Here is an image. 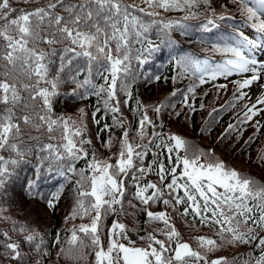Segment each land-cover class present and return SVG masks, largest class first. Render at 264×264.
<instances>
[{
	"label": "snow or ice",
	"instance_id": "obj_1",
	"mask_svg": "<svg viewBox=\"0 0 264 264\" xmlns=\"http://www.w3.org/2000/svg\"><path fill=\"white\" fill-rule=\"evenodd\" d=\"M145 2L152 9L189 10V15L184 17L186 20L198 16V13L190 10L201 0H145ZM203 3L208 4L209 0H203ZM232 3L238 5L237 11L244 22L255 31V38H250L245 32L235 28L232 33L235 39L212 46L214 52L221 53V62L213 64L208 59L200 60L189 56L182 57L177 63L185 72L191 69L194 70L193 74L199 73L200 84L215 81L218 77L250 74L242 80L233 81L236 92L239 93V95L234 93V101H238L249 95L243 91L245 88H250L254 83L264 79V58L258 60L252 55L264 44V0H232ZM131 7L134 6L124 4L123 0H76V2L48 0L44 6L24 11L12 8L10 0H0L2 13L0 40L3 41L0 43V105L4 106L0 110V151H15L18 155H23L19 145L10 142L19 139L23 124L37 131L46 129L49 139H56L51 133L58 129L62 130L60 139L64 141L63 143L58 145L49 143L43 146L49 156H54L56 161L87 160L86 168L79 172L74 163H70L64 170L76 173L80 177L76 181L78 191L69 218L91 217L87 224L73 225L68 240L70 249L67 251L62 249L65 255H70L71 246L77 245L78 242L81 247L85 246L78 235L81 233L89 238L90 246L94 249V264H188L189 260H195L197 264L200 260H204L205 264H234L226 257L208 261L206 253L217 250L223 243L218 244L216 240L205 236L196 237L198 246L204 249L202 254L194 250L189 243L179 241L180 233L170 223L166 212H152L147 207L150 203L162 202L171 205L172 201H175V205H186L182 213L184 216L191 214L194 220L199 219L205 227L216 226L218 228L216 234L221 242L232 245L255 242V247L260 249V255L258 257L250 255V260L244 261V264H250L252 259L255 264H264V236L260 235V232H264V183L228 167L223 161L212 157L210 152L196 150L189 153L188 141L179 135L172 134L168 137L170 142H174L171 146L163 143V140L156 143L162 134L153 132L150 137L148 136L147 127L155 128V124L146 112L139 119L137 135L141 140L148 139V144L130 142L129 130L125 128L120 139L119 151L114 154L115 163L112 162V158L97 159L95 153L89 159V153L83 145L90 144L91 141L80 138L83 136L84 128L76 127L75 122H70V119L63 117L53 119L51 100L58 94L62 83L60 73L64 71V60L67 57L61 58L56 74L50 76L49 56L55 53V49L45 51L39 47V43L54 45L67 41L68 46L64 47L62 52L83 57L87 62L88 75L82 81L76 78L80 74L79 71L72 77L77 89L85 88L86 94L90 89L95 90L94 94L97 97L103 95L104 109L112 114L115 126L123 127L117 115L120 114V99L117 92L131 97L124 79L129 73L131 38L134 36L139 43L140 37L147 33L152 25L158 23L156 20L144 23L130 11ZM57 8L66 14L57 12ZM137 10L148 16L159 15L156 11L145 12L143 8ZM17 11L20 14L13 17L12 14ZM215 17L216 13L213 10L202 27L206 30H210L209 26L217 27ZM218 18L223 20L228 17L220 15ZM159 23H163L165 29L172 28L173 23L180 25V21ZM147 44L149 49L154 47L151 41H147ZM136 59L139 60L140 57L137 56ZM71 62L68 60L69 64ZM93 64L101 65L107 72L103 77L104 83L99 86L91 79ZM42 84L45 86H41ZM214 86L218 91L227 88L226 84ZM261 88H264V84H261ZM73 91L75 93V89ZM177 91L179 90L173 91L171 95L175 96ZM194 91V87L188 88V92ZM22 93H27V98L22 96ZM26 100L32 102L39 100L42 107L37 109ZM127 103L128 99H125L124 104ZM184 103L191 111H195V108L188 104L187 95L184 97ZM257 105H264V95L258 97L255 104L245 105L247 110L243 113L241 124L251 121L264 110ZM166 106L161 103L154 111L159 114L161 108ZM200 107L203 108L204 105L201 104ZM18 109L30 111H23L17 116ZM80 111L83 114L84 110ZM96 111L99 112L100 108ZM95 114L93 113L94 117ZM209 115L211 116V113ZM235 127L230 123L225 134ZM109 128L110 126L106 124L101 131ZM259 128L260 124L257 121V132ZM253 138L249 137L248 142ZM111 144L112 141L109 139L105 142V147H111ZM152 144H155L157 149L161 147L166 149L171 167H166L162 160L158 162L159 153H154V159L147 166L144 165V159ZM181 151L184 155L180 154ZM16 163V160L0 156V185H3L10 175L7 165ZM152 172L158 176L159 182H143ZM169 176L171 179L166 183ZM129 179L135 189L131 193L132 198L144 206L148 221L164 223L165 227L158 231L166 239H157L153 233H147L146 236L140 237L141 240L149 241L147 246H136L135 241L128 239L126 226L113 221L108 230L105 249L100 237L102 221L109 214H115L117 206L121 212L123 211L124 198L128 194L126 181ZM55 199H59V192L55 194ZM128 203L131 205V200ZM49 206L54 207L51 201ZM24 230L23 227L20 229ZM35 238V235L25 237L29 243ZM122 239L128 242L122 243ZM6 248L13 254L11 259L18 260L21 257L19 244L10 243Z\"/></svg>",
	"mask_w": 264,
	"mask_h": 264
},
{
	"label": "trees",
	"instance_id": "obj_2",
	"mask_svg": "<svg viewBox=\"0 0 264 264\" xmlns=\"http://www.w3.org/2000/svg\"><path fill=\"white\" fill-rule=\"evenodd\" d=\"M47 2L48 0H10V5L14 9L31 11L44 6ZM71 2H76V0H71ZM123 2L134 6L130 8V11L144 23H151L152 20L158 21L140 37L139 43L136 42L134 36L131 38L129 73L124 77L131 97L128 98L124 93L117 92L120 99V114L117 115L123 127L114 125L112 114L104 109L103 95L97 97L94 94L95 90L90 89L86 94L85 88L77 89L72 77L76 76L79 71L80 74L76 78L82 81L88 75L87 62L83 57H75L70 53L62 52V49L68 46L67 41L54 45L39 43V47L45 51L55 49V53L49 56L50 76L56 74L61 58L67 57L64 60V71L60 73L62 83L58 94L51 100L53 119L57 117L70 119V122H75L76 127L84 128L83 136L80 138L91 141L90 144L83 145L89 153V159L95 153L104 158H112V162L115 163L114 154L119 151L120 139L125 128L129 130L130 142L148 144V139L141 140L137 135L139 119L146 112L155 124V128L147 127L148 136L150 137L153 132L162 134L156 143H161L163 140V143L171 146L174 142H170L168 137L176 134L188 141L189 153L196 150L210 152L212 157L223 161L228 167L233 165L228 156L232 158L240 156L245 158L253 169L248 168L244 175L254 179L263 176L264 129L259 128L257 132L256 125L251 124L250 121L246 124L240 123L243 119L241 110L245 104L243 99L241 102L240 100L234 101V93L239 95L236 87L232 88L224 77L200 84L199 73L193 74L194 70L191 69L185 72L177 63L182 57L189 56L200 60L208 59L213 64L221 62V53L214 52L212 46L232 41L235 37L232 38L226 33L229 31L228 28L225 33L221 34L222 37L217 36L218 27L209 26L210 30H206L202 25L213 10L216 13V24L225 25L231 19L226 15L227 13H239L238 5L232 3V0H209L208 4H204L201 0L190 10L198 13V16L185 20L184 17L189 15V10L152 9L148 7L145 0H123ZM140 8L145 9V12L156 11L159 15L148 16L137 10ZM56 11L66 14L60 8ZM19 14L17 11L12 16ZM220 15L228 18L221 20L218 18ZM160 21L164 23L180 21L183 27L173 23L172 28L165 29L163 23H159ZM238 29H241L239 25ZM147 41H151L154 47L149 49ZM2 42L0 40V43ZM137 56L140 57L139 60L136 59ZM68 60L72 61L71 64ZM91 72V79L97 86L104 83L103 77L107 75V72L101 65L93 64ZM157 77L159 79H156ZM174 77H176L175 80ZM226 81L229 84L225 83ZM219 84H226L227 88L218 91L214 85ZM190 86L194 87V92H188ZM175 90L179 91L172 96L171 93ZM185 95H187L188 104L192 105L195 111H191L185 105ZM22 96L27 98L28 94L22 93ZM125 99H128L127 105L124 104ZM26 102L37 109L42 107V102L39 100L36 102L26 100ZM161 103L167 106L162 107L160 113L157 114L154 108ZM201 104L204 105L203 108L200 107ZM3 107L0 105V110ZM97 108H100L99 112L96 111ZM81 109L84 110L83 114ZM214 109L217 111H213ZM23 111H30V109H18L16 115H21ZM93 113H96L95 117ZM97 120L99 123H96ZM230 123L236 127L225 134ZM106 124L110 126L109 130L101 131ZM61 131L60 129L54 131L51 135L56 139H49L46 129L42 128L37 131L21 124V136L18 140L10 142L17 143L23 155H18L15 151H0V156H4L5 159L17 161L16 164L7 165L10 175L3 185H0V264H92L95 260L92 258L94 249L90 246L89 238L81 233L78 235L85 246L81 247L78 242L77 245L71 246L70 255L62 252V249L66 251L70 249L68 240L71 237L70 230L73 225L87 224L91 217L69 218L78 191L76 181L80 177L76 173L64 171L70 163H74L79 172L86 168L87 160L56 161L55 157H50L48 151L43 148L49 143L57 145L63 143L64 141L60 139ZM249 137H254L251 142H248ZM109 139L112 141L111 147H105V142ZM150 148L151 150L144 159L145 166L154 159V153H159L158 162L162 160L166 167H171L165 148L157 149L155 144H152ZM180 154L184 155L183 151ZM172 155L174 160L175 153ZM170 179L169 176L165 182H169ZM66 181L68 185L62 186ZM147 181L158 183V176L152 172L143 182ZM261 183H264V178ZM131 184L130 179L126 181L128 194L124 198L123 211L121 212L117 206V212L109 214L102 221L100 237L105 248H107L108 230L113 221L126 226L128 239L132 241L147 242V240L140 239L147 233H153L155 236L163 235L158 230L165 227L164 223L148 221L144 206L131 196V193L135 191ZM51 186L53 188L50 190ZM57 192H59L58 200L55 199ZM165 198L169 197L165 196ZM129 200H131V205L128 203ZM49 201L54 207L49 206ZM173 205L175 201H172L171 205H165L162 202L150 203L147 207L149 211H152L166 206L171 219L170 223L175 226L180 237L189 241L202 254H204V249L198 246L196 237L205 236L216 240L218 244L223 243V246L217 250L206 253L207 259L225 254L224 257L228 256L230 262L240 264V252L244 253L248 260H250V255L252 257L260 255V249L255 247V242L234 245L221 242L217 234L210 227L203 226L199 219L194 220L191 214L188 216L182 214L186 205H175V207ZM22 227L24 231H20ZM5 233L7 235H4ZM260 233L264 235V232ZM28 235H35V240L31 243L27 242L25 237ZM10 243L19 244L18 250L21 252V257L18 260L11 259L13 254L6 248V245ZM37 245H39L38 249ZM250 264H255L254 259L250 261Z\"/></svg>",
	"mask_w": 264,
	"mask_h": 264
},
{
	"label": "rangeland",
	"instance_id": "obj_3",
	"mask_svg": "<svg viewBox=\"0 0 264 264\" xmlns=\"http://www.w3.org/2000/svg\"><path fill=\"white\" fill-rule=\"evenodd\" d=\"M253 55H254V57L257 58L258 60L264 58V44H262V46L259 47V48L255 51V53H254ZM261 84H264V79H262V80L259 82V85H258V87L256 88V89H259V87H260V89L262 90V91L260 92L259 97H260L261 95H264V88H261ZM258 106H259L260 108L264 109V105H258ZM261 111H262V117L264 118V110H261ZM228 159H230V160L232 161L233 164H236V165L242 167L244 170H248V168H250L251 170H253L252 167H251V166H250V165H249L244 159H240L239 157L232 158V157H230V156H228ZM163 211L166 212L167 215L169 214L167 211H165V210H163ZM179 241H180V242H185L184 238H182V237H179ZM92 258H95L94 254H93ZM93 263H94V261H93ZM93 263H92V264H93Z\"/></svg>",
	"mask_w": 264,
	"mask_h": 264
}]
</instances>
